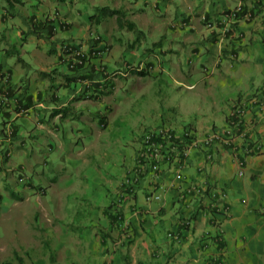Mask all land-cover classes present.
Segmentation results:
<instances>
[{"label": "crops", "instance_id": "0c3cea01", "mask_svg": "<svg viewBox=\"0 0 264 264\" xmlns=\"http://www.w3.org/2000/svg\"><path fill=\"white\" fill-rule=\"evenodd\" d=\"M103 3L101 6L124 10L126 18L143 31V37L153 33L170 34L173 41L182 45L195 44L191 56H206V64H202L205 73L200 81L193 66L182 74L179 85L193 91L187 94L192 97H187L183 104L168 106L163 112L142 111L136 118V126L134 124L135 130L141 134H134L120 152L110 151V146L100 138L91 141L92 149L98 154L96 170H105V175H99L103 177L99 182L106 191L98 197L102 201L100 205L90 206L98 215L96 220L91 219L84 226V233L72 237L62 227L56 230L59 232V240L55 241H59L60 264L251 263L248 259L250 250L264 238V0H103ZM239 5L242 9L239 19L223 40H220L218 27L209 28L202 20L205 15L211 23L224 11ZM65 22L69 29L71 24ZM116 30L122 29L116 25L111 35ZM150 62L140 61L138 64ZM18 65L5 64L4 68L10 71L15 86L20 88L22 75L18 74ZM47 66H40L34 74L25 72L30 77L31 106L21 110L13 120L16 137L0 143V150H6L10 155L20 151L38 161L40 156L36 152L40 146L55 148L54 141L38 142L39 131L45 130L47 137H56L59 127L55 121L69 117L71 121V114L83 119L84 123L90 121L93 126L96 117L100 126L107 122L104 111L112 106L108 97L71 102L73 95L61 100L57 94L55 104H48L46 96L45 102H38L48 86L47 81L38 76V71H50L62 65L57 60L53 68ZM104 67L109 71L107 64L104 63ZM129 76L124 79L129 80ZM99 105L102 107L98 108ZM235 105L242 109L239 127L230 124ZM60 108H67L62 113L64 116H54L53 113ZM48 116L54 123L53 129L45 125ZM20 120L33 128L26 129ZM159 128L170 129L176 139L186 142L191 138L202 142L210 134L223 140L230 136V132L232 140L231 143H222L217 139L206 146L201 143L182 158L178 157L177 150L165 148L161 152L159 170L154 173L149 165H143L128 196L123 185L126 176L137 167L143 132ZM25 138L33 141L29 149L24 147ZM255 143L260 144V150L249 152ZM185 144L179 143V146L185 147ZM208 155H211L210 159ZM10 157L4 163L8 165L7 170L1 166L4 165L2 161L0 165V174H5L7 180L10 179L7 174L10 170L17 166L23 169V164L10 166ZM30 187L34 188V185L30 183ZM37 190L46 194L42 186ZM57 190L63 191L62 188ZM16 192L8 194L14 198L10 207L26 209L24 215H27L29 204L22 199H28L24 194L19 197ZM153 194H159L161 200H148L147 197ZM4 195L0 193V198ZM63 198L62 193L57 195V199ZM58 206L62 207L58 216L70 210L69 204L60 202L55 205ZM32 214L33 219L38 214L54 216L46 206L41 210L36 208ZM187 218L191 220L190 225L185 222ZM124 221L128 223L130 238L124 235L121 226ZM31 226H16L13 234L12 230H7L6 239L10 240L0 244V264H15L14 259L19 264H26L27 260L28 264H37L41 255L53 257L54 252L48 250L54 247L52 231L59 226L51 225L46 239H42L36 227Z\"/></svg>", "mask_w": 264, "mask_h": 264}, {"label": "rangeland", "instance_id": "374dc122", "mask_svg": "<svg viewBox=\"0 0 264 264\" xmlns=\"http://www.w3.org/2000/svg\"><path fill=\"white\" fill-rule=\"evenodd\" d=\"M102 4H104L103 0H20L16 3L0 0V64L9 66L19 63L18 74L22 75L21 77L25 72L34 74L42 65L48 64V68H53L57 64L61 41L70 40L76 45L80 42V45H84L96 32L102 36L105 34V42L111 45L106 56L107 61L104 62L110 72L114 73L116 69L129 70L140 61H151L157 68L156 71L153 68L145 76L131 75L127 78L129 80L124 79L125 76L120 72L112 76L115 88L111 95L104 96L108 97L107 101L112 102L110 110L104 111L106 115L104 119L108 117L105 125H99L98 117L93 126L90 121L85 120L84 123L83 119L71 114V121H69L70 117L55 121L59 127L56 137H47L45 130L39 131L38 142L45 144L54 141L55 148L52 150L46 145L40 146L36 152L40 156L38 161L31 159L30 156L26 157L24 152L20 151H15L11 155L10 166L23 164V169L20 170L18 166L11 168L13 170L7 173L10 174L8 180L5 174H0V193L5 194L0 198V244L10 240L6 239L7 230H12L11 234H13V228L16 226L32 225L31 227H36L37 234L42 239L49 237L47 230L51 225L59 226L56 229L52 227L54 247L48 251L54 252L53 257L45 258L41 255L37 264L61 263L59 241H55L59 240V232L56 230H60V227L64 231L68 230L72 237H76L85 232L84 226H87L91 219L96 220L98 213L90 209V206L93 205L95 208L102 203L98 197L106 189L100 184L99 181L103 177L100 178L99 175H105V170H96L98 154L92 149L91 141L100 138L101 142L110 146V151L120 152L125 149L126 141L132 139L134 134H141L139 130H135L134 124L136 126L138 122L136 118L142 111L163 112L168 106H178L181 102L183 104L187 97H192L187 94L193 91H187L179 85L182 74L187 73L193 66L200 81L205 73L202 64H206V56H191L190 51L192 46H196L195 44L182 45L173 41L170 34L153 33L143 37L128 29L116 30L114 35H111L113 27L117 25L116 18H108L105 23L92 27L89 18L95 15L96 8ZM173 7L171 4L170 8ZM46 20H50L57 29L54 40L48 39L46 27H38L34 32L33 22L40 26V23ZM61 21L69 22L70 28L61 30ZM84 47L86 49L85 45ZM51 49H55L57 53H49ZM19 59L30 67H24L21 62H17ZM139 77L141 78L138 79ZM130 78H134L135 81ZM73 84L71 90L74 89ZM58 90L57 94L62 100L71 98L70 93H67L68 90L62 87ZM20 121L23 124L22 120ZM45 125L47 128H54L49 116ZM23 126L28 130L33 128V125L23 124ZM24 131L22 129L23 133ZM32 143L31 139L25 138L24 147L29 149ZM1 166H4L5 170L8 168L6 164ZM27 183L34 185V188ZM39 186L46 190L45 195L38 192ZM57 188H62L63 191L59 192ZM14 190L17 191L16 193L19 192V197L25 195L28 199V201L22 199L24 203L29 204L27 215H24L26 209L10 207L14 198L9 197L8 194ZM60 193L64 196L62 200L57 199ZM60 202L70 205L69 212H64L62 216L57 215L61 213L62 207H55ZM45 206L54 216L38 214L33 219L32 213L35 209L41 210ZM248 257L251 263L243 264H264V238L257 242L256 248L250 250ZM14 263L19 264L16 259Z\"/></svg>", "mask_w": 264, "mask_h": 264}, {"label": "trees", "instance_id": "16d2710c", "mask_svg": "<svg viewBox=\"0 0 264 264\" xmlns=\"http://www.w3.org/2000/svg\"><path fill=\"white\" fill-rule=\"evenodd\" d=\"M8 1L10 3L13 2L16 3L19 2L20 0H8ZM95 11H96L95 15H92L89 18L91 22L90 25L92 27L95 25L97 26L101 25L103 21H106V19L108 18H116V23L118 28L122 30L128 29L140 35H142L143 33V31L137 29L136 25L132 21L126 18L127 14L122 9H115L110 6H100L97 7ZM228 11L230 10L224 12H228ZM32 25L34 28V32L37 31L38 27H42V26L46 27L49 34L48 39L54 40V37L57 33L56 32L57 29L54 25L51 24L50 20H46V22L40 23V26H38L34 22ZM67 26L68 24L62 23L61 30H66L68 28ZM61 43H62L61 49L59 50L60 53L57 54V58H58L57 60L58 63L61 64L62 66L54 67L50 71H38L39 77L42 80L47 81L48 84L47 88L41 94L42 98L38 96L40 98L38 99V102H45L44 97L46 96L48 97L46 100L48 104H55L56 98L54 97L57 96V92L59 91L58 89L61 87L64 88L65 90H68L67 93L73 95V99L70 100L71 102L80 101L85 98H91L96 100L97 96L101 97V96L109 95L114 89L115 83L113 82L112 79L106 77L107 75L106 73L108 72V70L104 67V59L108 54L110 45H108L105 42L104 37L96 32L95 35L90 37V39H88L87 42L84 44L86 46V49L84 45H80V44L76 45L70 42V40L61 41ZM68 47L71 48V50H73L74 52L80 51L82 55L79 56V58H76L75 54L72 55L73 51L68 50ZM49 53L53 54V53H57V51L55 49H51ZM18 62H21L24 65V67H26L27 65V63L25 61H22L21 59H19ZM3 65L4 64H0V67H4ZM153 65H154L153 62L146 63V66L149 69H151ZM131 74L132 75L139 74L140 76H145L148 74V72L146 71L136 72L132 70ZM29 78L30 77L28 76V74H26L20 79V85H21L20 88L19 87L17 88L15 86L16 84L13 82V80L9 82L11 83L12 88L15 89L14 90L15 93L20 92L19 95L16 94L17 95L16 99L19 105V109L17 108V110H22V111L27 110L31 106L32 98L29 87L30 86ZM72 83H74L73 90L70 89L72 87ZM85 83H87L86 87H84ZM15 93H11V94H14L15 96ZM88 93L91 94L87 96ZM66 110L67 108H63V109L60 108L56 110L53 113V115L56 116L58 114L65 113ZM9 115H10L9 113L6 114L0 110V138L2 140H7L8 138L13 140L16 137L15 130L13 131L12 135H9L5 132V126L10 121ZM62 116H64V114H62ZM240 125L241 123L237 127H239ZM178 139L179 138L176 139V143L178 145L179 143H187L185 140H178ZM182 149H183L182 146L178 147L179 151H181ZM0 154H1L0 157L2 158L1 161L3 162V164L7 163L9 159L7 151L0 150ZM151 159H147L146 161H144L145 159L144 160L141 159L139 160V162H143L144 164L149 165L150 170H152L153 166L157 165L154 154L151 155ZM27 184L30 185V183ZM133 186L134 185H132L130 189L133 190L134 189ZM210 196L212 197V195ZM212 200L214 201L215 199L213 198Z\"/></svg>", "mask_w": 264, "mask_h": 264}, {"label": "built area", "instance_id": "2783aa9c", "mask_svg": "<svg viewBox=\"0 0 264 264\" xmlns=\"http://www.w3.org/2000/svg\"><path fill=\"white\" fill-rule=\"evenodd\" d=\"M242 9H241V5L237 6L236 8L223 13V15H221V17L211 23L208 22L207 18L205 16H203L202 20L205 21L207 23V26L209 28L216 26L218 27L219 30V35L221 37L220 40H223L227 37V35L231 32L232 29V25L233 23L237 22V20L239 19V14L241 13ZM248 14V13H247ZM246 14V15H247ZM64 23V22H62ZM68 50H71V48L68 47ZM73 51V50H71ZM76 56V58H79V56L82 55V53L80 51H73V54ZM12 80V76L11 73L8 69L4 68V67H0V110L4 113H9L10 114V121L6 124L5 126V132L9 135H12L13 131H14V126H13V120L15 119L16 116H18L21 113V110H17V108L19 109V105H18V101L16 99L17 95L14 92V88H12L11 82ZM11 93H15L11 94ZM16 108V109H13ZM242 109L239 105H235L232 112H231V125H239L241 123V117H242ZM234 118V119H232ZM229 133V132H228ZM187 135H191L190 131L187 132ZM10 138H8L7 140H9ZM219 140L221 139L218 135L216 134H210L208 135L202 142H200L197 138H191L190 140L187 141V143L185 144V147H183V149L181 151L178 150L179 145L176 143V138L172 135V132L170 131V129L168 128H159V129H152L150 131H146L142 137V149L139 153V157H138V164L137 167H135L133 169V171L131 172L130 175L126 176L125 181H124V185H123V191L129 195L132 192V189H130V187L132 185H134L136 183V181L138 180V173L140 168L143 167V165L145 166L146 164H144L143 162H139V160H147V159H151V155L154 154L155 156V161L157 163V165L153 166L152 171L155 173L159 170L160 168V163L159 161L162 158V151H164V149H168V150H177L178 152V157L182 158V157H186L190 154V152L193 149H196L200 146L201 143H203V145H209L212 142H214L215 140ZM11 140V139H10ZM9 140V141H10ZM231 132H230V136L227 138H224L223 140L221 139L222 143H231ZM3 140L0 138V143ZM249 151L251 152H258L260 150V144L255 143L254 145H252L249 149ZM8 153V156H10V153ZM166 157V155L163 156V158ZM169 158V156L167 157ZM208 159L211 158V155L207 156ZM152 160V159H151ZM240 174L242 175L243 173L240 172ZM148 200H151V198L155 199V200H161V196L159 194L157 195H151L147 197ZM186 224L190 225L191 220L190 219H186L185 220ZM122 228L124 229V235L126 237H130L131 232L128 228V223H126V221H124L122 223ZM170 236H173L175 238H177L176 235H172L170 234Z\"/></svg>", "mask_w": 264, "mask_h": 264}, {"label": "clouds", "instance_id": "9594fccd", "mask_svg": "<svg viewBox=\"0 0 264 264\" xmlns=\"http://www.w3.org/2000/svg\"><path fill=\"white\" fill-rule=\"evenodd\" d=\"M225 13V12H224ZM223 15V14H222ZM205 16V15H204ZM206 17V16H205ZM203 18V17H202ZM207 18V17H206ZM62 22H64V23H66L65 21H61V24H62ZM205 22V21H204ZM127 66H129V65H127ZM153 68H154V65H153V67L151 68V69H149L147 66H146V63H140V64H138V65H136V66H131V68L129 69V70H127V71H125V70H122V69H116V71L113 73V72H110V71H108L106 74V77L107 78H110V79H112V76H115V75H117V74H119V72H120V74L122 75V76H129L130 74H131V71L133 70V71H146V72H148V73H150L152 70H153ZM118 70H121V71H118ZM132 75V74H131ZM139 75V74H138ZM140 76V75H139ZM113 80V79H112ZM114 82V81H113ZM115 88V87H114ZM114 90V89H113ZM112 90V91H113ZM146 131H144V133H145ZM144 135V134H143ZM143 137V136H142ZM11 156V155H10ZM9 156V157H10Z\"/></svg>", "mask_w": 264, "mask_h": 264}]
</instances>
